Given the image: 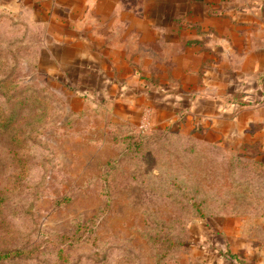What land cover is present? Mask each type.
Returning a JSON list of instances; mask_svg holds the SVG:
<instances>
[{
  "label": "rangeland",
  "instance_id": "374dc122",
  "mask_svg": "<svg viewBox=\"0 0 264 264\" xmlns=\"http://www.w3.org/2000/svg\"><path fill=\"white\" fill-rule=\"evenodd\" d=\"M157 3L0 0V249H25L0 264H264L259 146L175 105L216 84L168 78ZM93 45L110 82L74 69Z\"/></svg>",
  "mask_w": 264,
  "mask_h": 264
},
{
  "label": "crops",
  "instance_id": "0c3cea01",
  "mask_svg": "<svg viewBox=\"0 0 264 264\" xmlns=\"http://www.w3.org/2000/svg\"><path fill=\"white\" fill-rule=\"evenodd\" d=\"M157 2L155 10L146 11L147 17L156 20L146 30L166 35L161 46L179 45L182 50L173 55V67L165 69L168 78L216 84L212 89L207 88L209 84L203 91L175 93V105L185 99L189 112L209 115L213 111L220 130L234 131L237 144L259 146L256 155L244 152L249 158L264 160V0ZM99 46L91 47L88 59L74 61V69L93 73L101 82H110V70L103 66L112 69L115 62L101 53ZM110 48L106 49L110 52ZM140 79L150 80L143 72Z\"/></svg>",
  "mask_w": 264,
  "mask_h": 264
},
{
  "label": "trees",
  "instance_id": "16d2710c",
  "mask_svg": "<svg viewBox=\"0 0 264 264\" xmlns=\"http://www.w3.org/2000/svg\"><path fill=\"white\" fill-rule=\"evenodd\" d=\"M7 116H3L0 118V130H4V132H10L13 130V115L10 114L9 118H6ZM12 141L20 142L19 137H15L14 134L12 135ZM14 155L16 156V152H14ZM19 161V164H21V173L26 174V163L22 158H18L17 162ZM235 161L238 162L239 167L241 168V171H245L249 169L251 173L257 174V175H263L264 176V160H255L249 158L246 154H237L235 157ZM25 252V249L22 248H5L0 249V262L4 261H10L18 259L20 256L23 255ZM61 252V249L59 250ZM64 257V254H62Z\"/></svg>",
  "mask_w": 264,
  "mask_h": 264
}]
</instances>
